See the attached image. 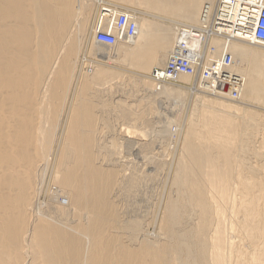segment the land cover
<instances>
[{
  "label": "bare ground",
  "instance_id": "1",
  "mask_svg": "<svg viewBox=\"0 0 264 264\" xmlns=\"http://www.w3.org/2000/svg\"><path fill=\"white\" fill-rule=\"evenodd\" d=\"M219 1L0 0V264H264V47L182 31L200 29ZM119 16L135 37L97 43L100 23ZM225 51L235 99L202 77ZM175 55L195 73L157 87L152 73ZM189 91L184 126L164 129L165 112L158 128L154 104ZM159 141L175 162L173 191L157 204L170 162L152 154ZM133 147L139 165L121 156Z\"/></svg>",
  "mask_w": 264,
  "mask_h": 264
},
{
  "label": "built area",
  "instance_id": "2",
  "mask_svg": "<svg viewBox=\"0 0 264 264\" xmlns=\"http://www.w3.org/2000/svg\"><path fill=\"white\" fill-rule=\"evenodd\" d=\"M219 2L220 8L217 7V12H213L210 14L211 16L205 18L206 14L202 13L200 29H191V31L182 29L183 34L190 35V37H195L196 39L220 36L226 37L227 40H241L251 45L264 47V0H220ZM223 5L225 7H222ZM221 7L227 10V16H229L228 10L234 9L232 21L229 22L228 19L221 17ZM203 11H207V6L204 7ZM204 21L206 22L203 23ZM107 22H109L107 25L106 22L102 25L100 23V26H106L107 30L100 29L96 32L95 39L97 43L104 46H112L121 38L133 39L135 37V26L132 23L126 26L127 18L125 16H119L117 23H114L112 19H107ZM112 28H115L117 32L119 31L117 35L111 33ZM222 56L221 69L217 67L218 65L215 62L208 67L205 66L202 71L204 84L212 95L218 94L222 96L230 93V97L235 99L241 84L240 77L229 73V67L232 64L230 54L225 51ZM195 65L198 68L201 67L198 61H195ZM193 66L194 64H191L184 57L175 55L171 57L164 71L154 70L152 80L159 87L163 83H170L174 80L177 75L176 72L193 75L195 73Z\"/></svg>",
  "mask_w": 264,
  "mask_h": 264
},
{
  "label": "rangeland",
  "instance_id": "3",
  "mask_svg": "<svg viewBox=\"0 0 264 264\" xmlns=\"http://www.w3.org/2000/svg\"><path fill=\"white\" fill-rule=\"evenodd\" d=\"M99 3H94L93 4V9H94V13L96 14V10L98 9V7H100V5L99 6H97ZM114 4H116L117 6L119 5L121 8H129V9H131L132 7H126L125 5H121V4H119V3H114ZM119 7V8H120ZM133 9V8H132ZM135 10V9H134ZM140 11V10H139ZM95 18H93V21H92V19H91V21H90V24H89V26H94L95 25V20H94ZM167 19V18H166ZM156 22H159L158 20H155ZM94 24V25H93ZM91 26V27H92ZM92 29V28H91ZM92 36L89 34V40H91V43L93 42L92 41V38H91ZM87 47H89V46H87ZM84 50V51H83ZM88 51H90V52H88ZM81 53H82V55L83 56H81V58L82 57H84V62H83V60H81L80 62H81V68L85 71V70H88L89 69V67H86V66H88V64L90 63L89 61L90 60H92V57H91V55H89L90 53H91V50L89 49L88 50V48L86 49V48H82V51H81ZM85 53V54H84ZM88 53V54H87ZM88 57V58H87ZM83 62V63H82ZM88 68V69H87ZM132 76H133V74H131ZM150 75V74H149ZM135 76V75H134ZM133 76V77H134ZM139 95V94H138ZM137 95V96H138ZM189 95V96H188ZM140 96V95H139ZM138 96V97H139ZM182 96V97H181ZM181 96H177L176 97V99H172V100H168V101H165L164 103H161L160 105L156 102L155 104H154V106H153V110H154V113L155 114H158L157 116L159 117V115H160V117L158 118L157 116H155V114L153 115V117H154V120L155 121H159V123H160V119H161V125L162 126H160L159 124L158 125H156L157 127L159 126V127H163V126H165L164 125V121H165V116L163 115V114H165V112L166 113H168V114H165L166 116L167 115H170L169 117H171V115L172 116H174V118L173 117H171V118H173L174 119V121H173V119H169V120H167V121H169V123L170 124H167L166 126L169 128H167V127H164V129L166 128L167 129V131L168 130H175L174 128H177L178 126L177 125H180L181 127H183L184 126V124H185V122L187 121V119L189 118V116H190V112H191V110H192V108H193V104H194V99H195V95H193L192 94V92L191 91H189V93L188 94H184V96L183 95H181ZM134 97V99L132 98V100L130 101L131 103V105H133V108H135L136 109V106L138 105L139 107H143V105H145V103H144V101H140V99L142 98V97ZM210 97H212V96H210ZM177 98H179V99H177ZM138 99H139V101H138ZM133 100H135V101H133ZM177 101H179V102H177ZM223 101V100H222ZM224 101H227L228 103H232V104H237V103H235V102H231V101H228V100H224ZM134 102V103H133ZM137 102V103H136ZM175 102H177V103H175ZM167 103V104H166ZM177 104V105H176ZM179 104V105H178ZM192 104V105H191ZM163 105V106H162ZM237 105H239V104H237ZM241 105V104H240ZM156 106V107H155ZM158 106H160V107H158ZM173 106L174 107H176L175 109L173 108ZM178 106H179V108H180V106H182L183 107V111H182V113H181V117H180V120L182 119V121H179V119H177V121H176V117H175V111H176V109H179L178 108ZM185 106V107H184ZM242 106H244V105H242ZM189 107H190V109H189ZM155 108V109H154ZM157 108V109H156ZM163 108V109H162ZM168 108V109H167ZM160 109V110H159ZM251 109V108H250ZM168 110V111H167ZM172 110H174V111H172ZM156 111V112H155ZM162 111H163V113H162ZM159 112V113H158ZM161 112V113H160ZM172 112H174V113H172ZM189 112V113H188ZM171 113V114H170ZM185 113V114H184ZM162 116L164 117V118H162ZM155 117H157L158 118V120H156V118ZM184 117H185V120L183 121V119H184ZM167 118H168V116H167ZM162 120H164V121H162ZM166 121V122H167ZM183 122V125L181 124V123H179V122ZM166 122H165V124H166ZM177 122V123H176ZM171 123H173V124H171ZM179 123V124H178ZM121 124V123H120ZM172 125V126H171ZM173 125H175V126H173ZM179 126V127H180ZM137 127V126H136ZM158 127V128H159ZM158 128H155V130H158ZM140 129V126H139V128H138V130ZM137 130V129H136ZM144 130V131H143ZM143 132V134H146L145 136H146V138L145 137H143V135H142V138L140 137H138L137 136V138L139 139V140H141L142 142H151V139H152V137H151V133H152V131L153 130H151V129H145V128H143L142 129V127H141V130H140V132ZM149 131V132H148ZM150 134V135H149ZM148 137V138H147ZM148 139V140H147ZM140 141V142H141ZM160 143H161V141H159ZM159 142H156V144H154V146H153V148H154V151H152V154H154V155H158L157 153H159L160 155H158V156H160L159 158H161V157H163L164 155V153L163 154H161L162 153V150H164V148H166L167 146L165 145L164 146V144L163 143H161L160 145H159ZM161 145L163 146V148L161 147ZM160 146V147H159ZM168 148V147H167ZM171 148V149H170ZM172 148H173V146H170L169 147V150L171 151L170 153L172 154H170L171 155V157H170V155H169V157L170 158H174L175 159V154L173 155V152H175L174 151V149L172 150ZM124 149V148H123ZM122 149V150H123ZM136 149V150H135ZM159 149V150H158ZM162 149V150H161ZM126 150V151H125ZM128 150V151H127ZM133 152H131V151ZM130 151V152H129ZM157 151V152H156ZM160 151V152H159ZM173 151V152H172ZM122 152H124V154L126 153V155H124ZM121 152V156L123 157L124 156V158H126L127 160H133L137 165H139L140 164V160H138L137 158L139 157V153H137V148L135 147H133L132 149H124L123 151ZM155 152H156V154H155ZM133 154V155H128V154ZM128 155V156H127ZM163 155V156H162ZM125 156H127V157H125ZM168 157V154H167V156H164L163 158H161V159H163V160H165V162L166 161H168V159H166V158H169ZM169 158V159H170ZM137 161H136V160ZM169 162V161H168ZM170 162H172V163H170ZM170 162L168 163V164H165V167L163 168V170H165V171H161V173H160V177H159V179H158V184L156 183L155 184V186L156 187H158L159 189H157L155 186H154V189H156V192L158 193V195H159V193L160 194H162V196L161 195H159L158 196V202H157V204L158 203H160V202H162L163 201V199H164V197H166L165 195H168V194H170L173 190H172V187H171V185H169L170 184V177H171V172H172V168H173V166H174V162H175V160H172V159H170ZM170 166V167H169ZM170 168V169H169ZM170 170V172L168 171V170ZM167 173V175H166V173ZM168 172H169V174H168ZM164 173V174H163ZM165 176V177H164ZM166 176L168 177V179L166 178ZM162 177V178H161ZM162 180H164L163 182H162ZM167 180V181H166ZM161 181V182H160ZM167 182V183H166ZM165 183V184H164ZM169 183V184H168ZM163 185V186H162ZM170 186V187H169ZM168 188V189H167ZM170 188V189H169ZM161 189H163V190H161ZM170 190V191H169ZM172 190V191H171ZM164 191V192H163ZM168 191V192H167ZM165 192L167 193V194H165ZM165 194V195H164Z\"/></svg>",
  "mask_w": 264,
  "mask_h": 264
}]
</instances>
